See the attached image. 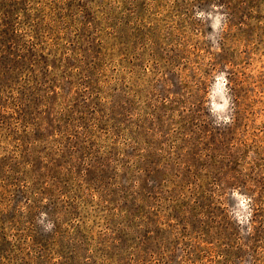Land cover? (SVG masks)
I'll return each mask as SVG.
<instances>
[{
	"label": "rangeland",
	"instance_id": "obj_1",
	"mask_svg": "<svg viewBox=\"0 0 264 264\" xmlns=\"http://www.w3.org/2000/svg\"><path fill=\"white\" fill-rule=\"evenodd\" d=\"M0 264H264V0H0Z\"/></svg>",
	"mask_w": 264,
	"mask_h": 264
}]
</instances>
